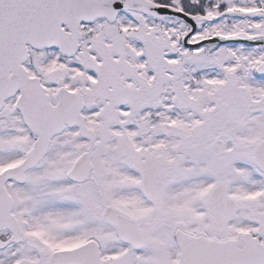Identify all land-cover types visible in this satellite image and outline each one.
Listing matches in <instances>:
<instances>
[{"label":"snow or ice","instance_id":"1","mask_svg":"<svg viewBox=\"0 0 264 264\" xmlns=\"http://www.w3.org/2000/svg\"><path fill=\"white\" fill-rule=\"evenodd\" d=\"M0 264H264V0H0Z\"/></svg>","mask_w":264,"mask_h":264}]
</instances>
